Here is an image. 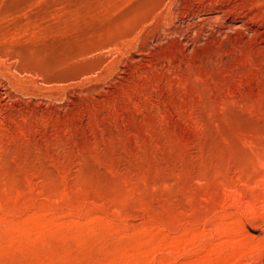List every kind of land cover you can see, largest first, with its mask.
I'll list each match as a JSON object with an SVG mask.
<instances>
[{
    "label": "rangeland",
    "instance_id": "obj_1",
    "mask_svg": "<svg viewBox=\"0 0 264 264\" xmlns=\"http://www.w3.org/2000/svg\"><path fill=\"white\" fill-rule=\"evenodd\" d=\"M0 264H264V0H0Z\"/></svg>",
    "mask_w": 264,
    "mask_h": 264
}]
</instances>
